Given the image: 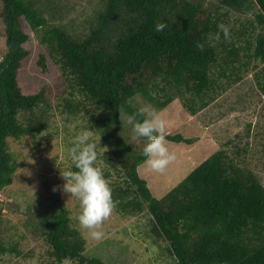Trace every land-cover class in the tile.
<instances>
[{"label":"trees","instance_id":"trees-1","mask_svg":"<svg viewBox=\"0 0 264 264\" xmlns=\"http://www.w3.org/2000/svg\"><path fill=\"white\" fill-rule=\"evenodd\" d=\"M51 2L0 0L7 47L0 61V191L13 184L18 169L10 141L32 138L36 142L50 127L52 104L47 89L26 95L18 78L30 55L25 45L31 36L23 30L24 19L45 48L40 67L46 70L50 57L64 78L70 114L78 111V104L72 103L75 96L92 108V125L111 152L103 172L112 189L114 210L118 217L128 218L124 235L136 242L141 238L164 245L176 264H264V185L241 160L250 151L248 144L242 148L228 139L226 146H234L235 151L216 149L164 198L157 199L139 174L143 148L134 150L123 134L126 117L138 112L131 103L138 96L159 111L179 98L195 116L237 89L233 103L243 108L233 106V110L250 117L264 96L251 98L241 85L254 72V91L258 88L264 94V87L257 85L264 79V0H216L213 8L192 0H105L93 12L92 23L87 21L89 30L80 35L55 22ZM253 12L262 30L256 33L251 24L250 30L241 32L243 16ZM158 23L166 25L161 32L155 31ZM219 24L229 27L230 36L237 34V43L225 40L222 33L219 40L215 38ZM155 89L161 99L151 95ZM253 115L256 132L263 137L264 108ZM239 117L234 122L239 123ZM246 126V136L255 133L253 121ZM166 139L186 147L202 140L181 134ZM256 148L258 161L264 155V140L258 138ZM232 153L237 155L236 162L229 157ZM2 215L0 207V224ZM35 215L48 247L44 264H109L99 253L111 242L122 245L120 255L134 254L118 238L101 241L102 246L96 245L88 254L84 231L74 225L65 205L55 214ZM131 224L137 226L138 234L127 227ZM11 253L16 249L4 243L0 230V264ZM126 259L121 263L126 264Z\"/></svg>","mask_w":264,"mask_h":264},{"label":"rangeland","instance_id":"rangeland-1","mask_svg":"<svg viewBox=\"0 0 264 264\" xmlns=\"http://www.w3.org/2000/svg\"><path fill=\"white\" fill-rule=\"evenodd\" d=\"M41 1V0H39ZM50 7L56 12V23L64 25L67 30L80 35V32H87L91 24L87 23L93 20V12L103 7L105 0H51ZM193 2H201L209 8H213L216 0H192ZM2 6L0 3V61L1 56L6 51V26L2 17ZM235 15L240 14L233 12ZM235 20V16L232 17ZM247 20L253 23H247ZM23 30L28 33L31 38L25 47L30 51V55L23 62L22 69L19 72V81L26 95L39 93L43 89H47L48 100L52 104V109L48 114L49 130L36 138V142L32 138H24L21 141H10V152L17 161V172L14 176V182L5 190L0 191V207L2 208V222L0 230L4 243L11 248L16 249V253H11L4 257L1 264H44L43 258L48 255V247L45 244L41 233V228L36 219L37 213L51 214L57 213L62 205H65L70 211L74 220V225L78 226L76 216L79 209V201L70 194L62 191L63 179L60 170H64L71 166V161L67 158V149L71 146V139L81 129L90 127L89 130L94 131V140L99 142L97 165L106 171L107 165L105 158L111 156L102 133L92 125L91 113L92 108L79 96L73 97L72 103L78 104L76 114H70L72 109L66 105L65 99L68 94L64 91L67 87L64 78L55 63L50 57L47 58V69L43 70L39 65L40 55L45 52V48L35 38L30 27L24 19L21 20ZM251 24L256 27V33H260L263 27L257 24L255 12L243 16L239 23V29H251ZM233 34L229 36V40L237 43L238 37ZM244 40V39H243ZM217 44V42L215 43ZM233 44V43H232ZM218 45V44H217ZM245 53V52H244ZM256 73V72H255ZM254 72L242 83L245 92L249 97L263 92L260 89L254 91L252 86ZM253 80V81H251ZM257 85L264 87V79L257 81ZM235 89V88H234ZM237 90V89H236ZM236 90L219 97L208 108L199 114L192 116L184 103L179 99L175 100L164 110L154 106L150 101L138 96L132 103V108L139 111L141 108H149L155 110L165 121V136L168 135H184L187 138L199 139L194 146L186 147L183 144L169 142L167 147L169 151L175 154V160L171 162L163 173H158L146 165L139 167L140 176L148 182V186L153 196L157 199L164 198L178 184H180L189 174L200 166L208 157H210L216 149H225L235 151L234 146H226L228 139L234 140L242 148L249 145L247 154L241 157L242 162L249 166L260 178L264 185V155H260L261 160H256L255 152L258 138L264 140V136L256 132L255 115L264 108V101L260 103L255 111L250 112V117L242 114L241 111L233 110L235 105ZM250 90V91H249ZM158 89L151 92L154 97H161ZM257 97L255 98V100ZM232 101V102H231ZM224 113H228L226 116ZM244 113V112H243ZM240 116L239 123L234 122V118ZM253 121L255 133L250 136L245 135L246 123ZM125 130L124 137L134 150L140 151L143 148L142 139H133L131 126L124 121ZM243 131V132H242ZM264 134V129L262 130ZM238 136V138H237ZM100 140V141H99ZM213 147L214 151L205 153L204 149ZM264 153V152H263ZM231 161L236 162L237 155L235 153L229 156ZM56 188V191H53ZM128 219V218H127ZM127 219L118 217L113 209L111 216L103 223L102 231L103 239L99 241L92 240L87 233L83 234L87 240L88 254H90L97 246L100 247L101 241L107 239H122L133 250L120 255L121 244H113L112 242L100 250L99 255L109 264H123L121 260L126 259V264H176L171 255L164 250V245L156 246L151 240L136 238L138 242L124 235V226ZM129 222V221H128ZM127 227L138 234L137 226L134 224ZM78 228V229H79ZM132 231V233H133ZM116 242V240H115ZM102 246V245H101ZM92 254V253H91ZM66 261L65 264H71Z\"/></svg>","mask_w":264,"mask_h":264},{"label":"clouds","instance_id":"clouds-1","mask_svg":"<svg viewBox=\"0 0 264 264\" xmlns=\"http://www.w3.org/2000/svg\"><path fill=\"white\" fill-rule=\"evenodd\" d=\"M165 27L164 23H158L155 31L161 32ZM217 27L215 38L219 40L222 33L227 40L230 36L229 27L224 24ZM197 47L203 50V45L198 44ZM138 115L144 118L137 119ZM126 123L131 126L133 139L143 140L144 165L155 172L163 173L176 158L167 147L165 121L155 110L141 108L137 113L128 115ZM89 128L81 129L71 139V146L66 153L71 166L60 170V175L64 181L62 191L79 201L76 216L78 225L87 230L92 240L99 241L104 237L101 229L113 212L114 202L109 182L105 179L102 168L97 166L98 149L103 148L94 140V131ZM56 190L53 188V191Z\"/></svg>","mask_w":264,"mask_h":264}]
</instances>
